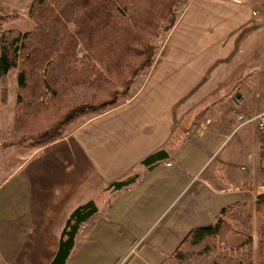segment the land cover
Wrapping results in <instances>:
<instances>
[{
	"label": "crops",
	"instance_id": "obj_1",
	"mask_svg": "<svg viewBox=\"0 0 264 264\" xmlns=\"http://www.w3.org/2000/svg\"><path fill=\"white\" fill-rule=\"evenodd\" d=\"M263 34L264 0H188L163 56L141 74L130 99L76 121L62 139L23 149L21 162L0 175V264H51L70 213L98 202L109 183L132 168L138 182L98 202V214L80 228L65 264H161L223 207L247 202L254 213L264 190V153L251 119L264 111V51L258 82H247L253 70L243 65L252 61L250 37ZM239 53L244 62L228 76V59ZM240 72L236 86L211 101ZM250 92L262 97L259 105L255 98L246 103ZM204 100L198 130L186 129L184 141L167 146L182 117ZM222 105L249 123H235L231 113L214 120ZM242 131L240 158L234 136ZM162 147L169 158L140 165Z\"/></svg>",
	"mask_w": 264,
	"mask_h": 264
},
{
	"label": "trees",
	"instance_id": "obj_2",
	"mask_svg": "<svg viewBox=\"0 0 264 264\" xmlns=\"http://www.w3.org/2000/svg\"><path fill=\"white\" fill-rule=\"evenodd\" d=\"M182 0H32L33 27L6 28L0 21V109L8 102L9 75L16 72L14 133L9 145L37 149L62 139L80 119L103 114L132 97L134 84L153 66L165 35L178 19ZM234 75L212 100L241 80ZM202 101L180 120L167 146L177 147L186 129L195 133L203 119ZM166 147L140 162L150 167L169 158ZM132 168L98 196L133 187ZM89 200L68 216L51 264H65L80 228L99 212ZM161 264H264V190L252 213L247 202L222 208L217 219L191 229Z\"/></svg>",
	"mask_w": 264,
	"mask_h": 264
},
{
	"label": "rangeland",
	"instance_id": "obj_3",
	"mask_svg": "<svg viewBox=\"0 0 264 264\" xmlns=\"http://www.w3.org/2000/svg\"><path fill=\"white\" fill-rule=\"evenodd\" d=\"M32 0H0V21L2 17L9 16L8 20L5 21L4 26L6 28H19L22 30H28L33 27V24L28 17V10L31 5ZM188 0H182L179 3L178 6V14L179 19L181 18L182 13L184 12L186 6H187ZM202 20V19H201ZM177 21V23H178ZM176 23V24H177ZM180 26V25H179ZM180 29L176 31V33L173 35L172 40H177L180 36ZM170 34V32L168 33ZM168 34L165 35V39L162 43V45L159 47L160 53L158 52V55L160 57L163 56L162 46L164 45ZM264 35V34H263ZM251 40H253V46H252V61L250 64L243 65L249 70H253L252 73V79L247 80V82L253 81L258 82L257 79L260 76V68L261 64H259V60L262 56V52L264 51V36L262 39L257 38V36L252 35L250 37ZM241 53L237 54V56H233L232 58L228 59V69H227V75L231 76L235 74L239 68H241V64L244 62V59H241ZM249 65V66H248ZM9 95H8V102L7 104L3 105L0 109V175L3 176L5 173H7L8 170H11L12 168H15L23 158V148L18 145H9L6 144L8 141L6 140V137L9 135H12L14 133V116H15V88H16V72L12 71L9 75ZM259 80V79H258ZM245 83V82H244ZM247 84L245 83V86ZM253 93H248L246 103H249L254 99ZM262 99L261 96H258L254 100L255 105H259L260 100ZM259 102V103H258ZM259 106H264V103H261ZM231 111H229L227 108H225V105H222L220 108L217 109V111L213 112L212 117L214 120L218 119L221 114H230ZM232 114V113H231ZM232 116L236 119L235 123H249L246 122V118L244 119H238L237 114H232ZM252 123V122H251ZM246 131H242L238 134H236L234 137V143L239 144V141L236 139L237 136L242 135L243 140L246 135ZM240 145V144H239ZM28 149H26L27 151ZM32 150V149H31ZM242 150H245L244 145L239 146L238 151V157H242ZM246 161L244 160V162Z\"/></svg>",
	"mask_w": 264,
	"mask_h": 264
},
{
	"label": "built area",
	"instance_id": "obj_4",
	"mask_svg": "<svg viewBox=\"0 0 264 264\" xmlns=\"http://www.w3.org/2000/svg\"><path fill=\"white\" fill-rule=\"evenodd\" d=\"M240 119H244V117L240 116ZM251 121H254L256 123V129H257L259 136L261 137L263 153H264V111L255 115L251 119Z\"/></svg>",
	"mask_w": 264,
	"mask_h": 264
}]
</instances>
